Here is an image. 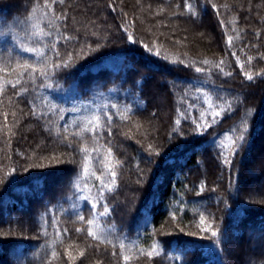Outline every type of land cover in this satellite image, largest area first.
<instances>
[{
    "label": "trees",
    "instance_id": "trees-1",
    "mask_svg": "<svg viewBox=\"0 0 264 264\" xmlns=\"http://www.w3.org/2000/svg\"><path fill=\"white\" fill-rule=\"evenodd\" d=\"M0 264H264V0H0Z\"/></svg>",
    "mask_w": 264,
    "mask_h": 264
},
{
    "label": "snow or ice",
    "instance_id": "snow-or-ice-1",
    "mask_svg": "<svg viewBox=\"0 0 264 264\" xmlns=\"http://www.w3.org/2000/svg\"><path fill=\"white\" fill-rule=\"evenodd\" d=\"M129 39H132V37L130 36ZM229 43H231V38H229ZM25 51H32V50H30V49H25ZM70 60H71V54L69 55V61H70ZM249 60L251 61V58H249ZM205 63H207V61H205ZM62 66H63V67H68V66H69V62H68V61H65V62L63 63V65L57 64L55 67H56V68H60V67H62ZM196 71H200V69H196ZM221 71H223V69H221ZM246 78H247L248 80H252V79H253V76H252V75H248V74H246ZM18 83H19V80H17V84H18ZM107 119L110 120V117H108ZM95 120H97V117L93 116V117H92V120H90L89 122L92 123V121H95ZM98 126H99L98 124L94 125V127H98ZM241 139H243V137H241ZM109 155H111V153H109ZM111 175H112L113 177H115V176H116L115 171H112V172H111ZM114 184H115V179H113V181H112V185H114ZM105 187H107L109 190H111V185H105ZM93 207H95V205H93ZM107 212H108V209L105 208V209H104V213H102V214H106ZM200 222H201V224L204 223V217H203V216H201V218H200ZM89 223H91V221H89ZM210 227H211V226L209 225L208 227L201 228V231L207 232V231H209V228H210ZM78 231H79V229H78ZM88 235H89V236H93V233H92L91 231H89V232H88ZM211 235H212L213 237H215V236H217V233H216L215 231H212ZM95 238H96V237L93 236V239H95ZM81 255H83V252L81 253ZM148 255L151 256V253H149ZM71 259H72L73 261H75L76 257H71ZM125 259L127 260V257H125Z\"/></svg>",
    "mask_w": 264,
    "mask_h": 264
}]
</instances>
